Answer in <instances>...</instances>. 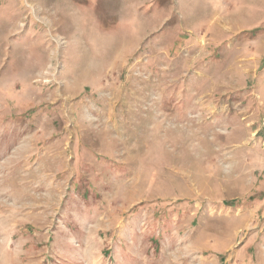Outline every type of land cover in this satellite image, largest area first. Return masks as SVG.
Returning <instances> with one entry per match:
<instances>
[{
    "label": "rangeland",
    "instance_id": "1",
    "mask_svg": "<svg viewBox=\"0 0 264 264\" xmlns=\"http://www.w3.org/2000/svg\"><path fill=\"white\" fill-rule=\"evenodd\" d=\"M0 264H264V0H0Z\"/></svg>",
    "mask_w": 264,
    "mask_h": 264
}]
</instances>
